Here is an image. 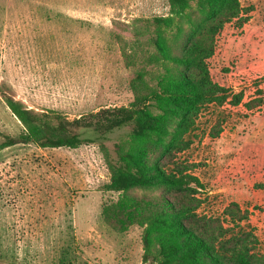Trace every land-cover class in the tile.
<instances>
[{
    "label": "rangeland",
    "instance_id": "1",
    "mask_svg": "<svg viewBox=\"0 0 264 264\" xmlns=\"http://www.w3.org/2000/svg\"><path fill=\"white\" fill-rule=\"evenodd\" d=\"M239 8L244 23L223 25L206 65L211 82L242 91L247 101L264 74V0H239ZM157 16L177 22L168 0H0V143L23 130L3 95L69 119L127 105L128 81L152 51L145 21ZM129 130L84 134L94 141L75 149L0 150V264H157L142 261V227L117 233L101 216L118 194L104 189L109 172L100 146L113 155ZM188 138L174 159L203 185L198 213L218 216L236 202L264 250V105H207Z\"/></svg>",
    "mask_w": 264,
    "mask_h": 264
},
{
    "label": "trees",
    "instance_id": "2",
    "mask_svg": "<svg viewBox=\"0 0 264 264\" xmlns=\"http://www.w3.org/2000/svg\"><path fill=\"white\" fill-rule=\"evenodd\" d=\"M168 4L177 22L171 16L145 21L153 28L147 39L152 51L128 81L132 100L127 105L103 106L69 119L52 109L36 112L3 95L23 130L16 137L6 136L0 150L17 144L75 149L94 141L84 134L104 138L129 126L127 137L113 144V155L100 146L109 172L104 189L118 194L116 203L102 209L104 223L117 233L134 224L142 227L144 263L264 264V250L247 211L229 202L218 216L199 214L196 195L203 185L189 173L190 165L174 159L187 148L207 105H242L247 111L264 105V74L254 83L253 95L243 101L242 91L211 82L206 65L223 25L234 19L244 23L239 0ZM148 66L157 67V73L148 72ZM216 126L214 136L221 131ZM135 190L148 194H131Z\"/></svg>",
    "mask_w": 264,
    "mask_h": 264
}]
</instances>
